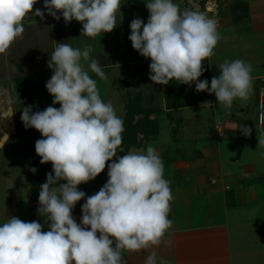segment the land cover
Wrapping results in <instances>:
<instances>
[{
	"label": "clouds",
	"instance_id": "9594fccd",
	"mask_svg": "<svg viewBox=\"0 0 264 264\" xmlns=\"http://www.w3.org/2000/svg\"><path fill=\"white\" fill-rule=\"evenodd\" d=\"M37 2L0 0V54L6 56L22 38L30 14L44 17L40 9L33 13ZM122 4V0H44V9L55 20L60 13L66 23L81 22V36L94 39L112 32L123 20ZM146 8L147 23L134 18L128 39L134 50L150 58L149 79L154 84L195 83L197 92L214 93L225 109L237 99L251 97L252 66L241 59L220 64V74L211 79L210 87L207 79H199L204 61L214 56L220 40L215 19L196 10H181L174 0H148ZM52 48L47 66L53 74L45 86L53 104L60 107L34 113L32 106L24 107L20 117L25 128H34L42 136L35 142L40 163L52 165L46 182L39 186L37 213L46 222L8 217L0 224V264H127L125 252L168 242L165 236L173 224L168 218L174 199L171 181L164 178V162L151 144L117 155L118 149L123 151L124 120L111 101L101 98L97 81L89 75L90 70L107 79L91 47L55 42ZM261 109L259 120L264 123V105ZM239 129L244 136L251 135V127ZM258 140L264 146V133ZM106 164L108 180L87 197L77 223L73 209L86 195L78 185L95 179ZM157 259L153 250L145 264H157Z\"/></svg>",
	"mask_w": 264,
	"mask_h": 264
},
{
	"label": "crops",
	"instance_id": "0c3cea01",
	"mask_svg": "<svg viewBox=\"0 0 264 264\" xmlns=\"http://www.w3.org/2000/svg\"><path fill=\"white\" fill-rule=\"evenodd\" d=\"M174 2L179 4L180 0ZM220 5L222 22L217 29L220 40L214 56L207 59L209 76L201 80L207 79L210 87L211 79L220 74V64L241 59L252 66L253 94L247 101L237 99L230 109H225L218 104L214 93L197 92L195 83L191 85L194 90H187V84L171 81L152 89V93H137L135 97L141 98L139 104L136 102L138 107L151 114L152 127L157 128L147 145H153L161 153L164 178L171 181L174 199L169 219L173 224L165 236L167 243L153 249L125 252L127 264H145L153 250L157 253V264L161 260L170 264H264V219H255L259 210L264 211V146H259L258 140L264 133V123L258 122L259 96L264 91V0H220ZM46 15L41 18L30 14L24 21L22 38L11 46L6 56L0 54V82H5L0 83V96L13 94L16 102L19 78L50 73L47 62L54 43L60 42L58 38L62 37L64 43L81 37V22L66 23L64 19L51 22ZM50 22L52 26L48 28ZM121 26L125 30L124 20L119 22ZM124 30L112 42L120 61L114 62L116 53H93L94 58L105 68L118 63L124 70L126 66L128 69L135 66V72H143L138 61L130 60ZM58 32L63 35L57 36ZM149 80L145 77V81ZM193 97L198 99L192 101ZM187 98H191L189 103ZM205 102L211 105H204ZM128 103L127 100L121 118ZM244 110L252 123L243 119ZM140 118L143 117L136 120ZM241 125L252 128L250 136L242 134ZM215 138L220 140L217 149ZM147 145L130 150L146 149ZM122 149L118 156L130 151ZM107 173L106 164L102 173L78 185V189L103 186L108 180ZM33 205H39V201L30 202L29 211ZM81 205L83 202L79 201L75 208ZM75 208L73 217L81 220L82 212L74 213ZM8 217L18 216L8 211L0 224ZM39 217L38 213L34 214V220L44 224L46 217Z\"/></svg>",
	"mask_w": 264,
	"mask_h": 264
},
{
	"label": "rangeland",
	"instance_id": "374dc122",
	"mask_svg": "<svg viewBox=\"0 0 264 264\" xmlns=\"http://www.w3.org/2000/svg\"><path fill=\"white\" fill-rule=\"evenodd\" d=\"M146 2H148V0H122L123 4L120 11L123 13V20L126 24L125 30L124 28H122V26L119 28L118 23L117 27H115L112 32L101 34V36H97L94 39L85 36H78V38L74 39L70 38L68 41H66V39H63L66 41L64 43H69L74 48H84L86 45L90 46L92 52L95 54L116 53L117 59L113 57L114 62H116L120 61L121 57L119 56L117 50L113 48L112 42H114V39H117L119 37L120 31L124 30V34L128 42L130 60L138 61V67L143 68V72H135V66H131L130 69H128L129 67L126 66V69L124 70L123 66L117 63L118 65L115 64V66H113L112 68L103 67L102 70L105 72L107 79L101 80L98 76H96L94 72H91L89 70V75L91 76V78L97 81V86L101 98L105 102L111 101L117 112V115L120 117L124 115L123 108L127 100L129 102H132L139 91H142L143 95H145L146 93H152V89L160 86L159 84H154L151 80L145 81V77L149 78L151 74L149 68L151 60L150 58L141 56L136 50H134L131 41L128 39L131 33L130 22L134 18L139 17L145 23H147L149 12L146 8ZM36 9L46 11L44 9V0H38V2L34 5L33 13ZM46 14L47 12H45V15ZM57 15H60L62 17V14L57 13ZM47 16L50 20H52L51 22H60V20H55L48 14L46 15V17ZM74 21L75 20H73L72 23H75ZM51 22L47 23L48 28H51ZM61 33L58 32L57 36H62L63 34ZM58 39H60V42L62 41V37H59ZM82 63L86 64L85 61H82ZM127 69L128 71H126ZM52 74L53 72L50 69V73L48 74L49 79L51 78ZM0 83L1 85H4L5 82ZM192 86H186L185 88L187 90H190L193 88ZM193 98L192 101H196V99H198L195 97ZM190 99L191 98H187L188 103L191 101ZM15 100L16 102L14 101L13 94L11 96L7 94H5L4 96H0V144H2V148H0V220L2 221L3 218L5 219V214L8 211H11L21 220L31 222L34 219V214L30 213L29 211L30 202H34L35 200H38V198H31V174L26 148L23 144L17 143V141L14 142L11 138V135L16 131V122L21 112L20 99L18 95ZM38 101V104L32 108L33 113L36 111H43L48 106L55 107L53 104V98L51 96L42 97ZM242 115L246 123H252V119L250 116H248L246 110L243 111ZM220 116H222V114H220ZM24 133L25 136L23 138H25V142L30 141L31 143H35L38 139L42 138L41 134L34 128H28ZM213 141L214 146H216L215 148L217 149L220 140H217L215 138ZM159 154L161 156L160 152ZM104 184L105 183L103 182L102 185ZM97 186L99 188H97ZM97 186H91L83 190V192H85L86 194L85 198L81 200L83 203L86 202L87 197L95 194L102 187L100 185ZM81 206L76 207L74 213L81 210ZM258 213L259 215L255 219H264V211L261 212V210H259ZM74 219L76 220L75 215ZM79 222L80 219L77 221V223ZM43 230L47 231L48 228L46 227V229L44 228Z\"/></svg>",
	"mask_w": 264,
	"mask_h": 264
},
{
	"label": "trees",
	"instance_id": "16d2710c",
	"mask_svg": "<svg viewBox=\"0 0 264 264\" xmlns=\"http://www.w3.org/2000/svg\"><path fill=\"white\" fill-rule=\"evenodd\" d=\"M204 72L202 76L199 78L200 80L209 76L208 70V61L207 59L204 61ZM49 80V77L46 76H36V77H23L19 78L16 81L17 84V95L20 99V107L21 112L16 122V131L11 135L13 141H17V143L23 144L26 148L28 161L31 168H36L37 171L31 174V189H32V199H37L39 196V186L46 182V176L48 173L52 172L51 163L41 164L40 157L35 152V143H31L30 141L25 142L23 138L25 136V131L28 128H25L22 123L20 117L22 115V109L24 107L32 106L35 107L42 97L51 96L46 89V82ZM52 97V96H51ZM53 98V97H52ZM141 101L140 96L135 97L132 102H129L125 106V116L122 118L124 120V132L122 133L123 142L121 148H124L126 151L130 149L142 148L147 145V141L150 136L157 131V128L152 127V123L150 121L151 114L145 111V109L141 110L138 107L137 103ZM137 102V103H136ZM56 108L59 107V104H54ZM145 111V112H144ZM142 116L143 118L136 120V117ZM141 135V137H140ZM119 151V149H118ZM54 174V173H53ZM63 182V181H61ZM39 205H33L30 208L32 214H36ZM44 217H39L41 219ZM169 218V217H168ZM33 221H36L33 219Z\"/></svg>",
	"mask_w": 264,
	"mask_h": 264
},
{
	"label": "built area",
	"instance_id": "2783aa9c",
	"mask_svg": "<svg viewBox=\"0 0 264 264\" xmlns=\"http://www.w3.org/2000/svg\"><path fill=\"white\" fill-rule=\"evenodd\" d=\"M179 6L181 10L191 9L204 13L209 18L215 19L217 21V29L221 26V5L220 0H180ZM260 99L258 103V122L260 125L259 116L261 112V105H264V91L260 92Z\"/></svg>",
	"mask_w": 264,
	"mask_h": 264
}]
</instances>
